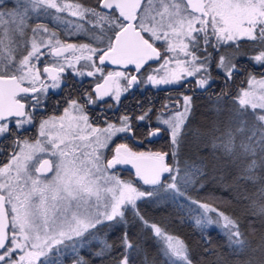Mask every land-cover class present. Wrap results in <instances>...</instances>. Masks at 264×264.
<instances>
[{
	"label": "snow or ice",
	"instance_id": "1",
	"mask_svg": "<svg viewBox=\"0 0 264 264\" xmlns=\"http://www.w3.org/2000/svg\"><path fill=\"white\" fill-rule=\"evenodd\" d=\"M262 70L264 0H0V264H264ZM149 87L168 89L159 107L121 111ZM138 132L166 147L134 150ZM210 182L241 215L200 198Z\"/></svg>",
	"mask_w": 264,
	"mask_h": 264
},
{
	"label": "trees",
	"instance_id": "2",
	"mask_svg": "<svg viewBox=\"0 0 264 264\" xmlns=\"http://www.w3.org/2000/svg\"><path fill=\"white\" fill-rule=\"evenodd\" d=\"M83 3H90L91 0H82ZM46 22V21H45ZM49 23V22H46ZM53 27V26H50ZM154 92V91H152ZM208 108H207V103H197L195 105V111L193 115V120L192 124L193 126L197 125H204L207 121L205 120V114L207 113ZM144 140V145L142 148H139L137 145V140H128L127 142L131 147L134 148V150H159L161 148H165L167 144V138L166 137H161L157 141H153L151 143H148L149 141L147 139ZM154 143V144H152ZM121 176L124 179H134L133 174L127 173V174H121ZM209 193H212L217 197L218 199L212 200V199H205L204 202H207L209 204H213L216 207L224 210L225 212L232 213L235 212L237 215H241L243 209L240 207V205L234 203V202H228L230 201V198L232 196V193H230L225 186L220 185L218 183H209V187L206 192L201 193L200 198L206 197ZM195 195V193L193 194ZM169 212H172L170 209ZM169 213H162V212H156L154 209L150 210L148 212V215L150 217H154L157 220H164L165 223L167 222V216ZM174 216V213H172ZM215 215V214H212ZM247 228V225H245ZM170 230L178 235L180 238H182L187 245L191 248L192 253H193V258L198 259L200 256V253L203 251L204 247V240L202 239V234L199 229H197L194 225V221L191 220H186L184 223H180L179 220L177 219L175 223H172L170 225ZM208 232L211 233V238L213 241V244L211 246L215 245H223L224 241L219 235V229L217 228H209L207 230ZM247 238L250 241H253L254 244L259 242V236L258 235H253L251 232H246Z\"/></svg>",
	"mask_w": 264,
	"mask_h": 264
},
{
	"label": "flooded vegetation",
	"instance_id": "3",
	"mask_svg": "<svg viewBox=\"0 0 264 264\" xmlns=\"http://www.w3.org/2000/svg\"><path fill=\"white\" fill-rule=\"evenodd\" d=\"M48 24H49V26L55 27V25L52 24V23H48ZM61 36L63 38V34L62 33H61ZM70 42H75V38L74 37L73 38H70ZM97 63H98V61H97ZM153 63H155V62H153ZM41 68H42V65H41ZM108 68L110 70H119L114 65H109ZM262 71H264V70H262ZM70 73H71V70H69V74ZM242 78H243V75L241 76V78H238L236 80L235 84L232 85L233 91L238 90V88L240 86V79H242ZM92 79L93 78L87 77V76H85L83 78L84 88H90L91 87V81H92ZM122 83H124V82H122ZM152 91H154V92H152ZM180 91H184V90L181 89ZM61 95H63V93H61ZM168 95H169L168 89L163 88V87L160 88L158 91L156 89H152L150 87L146 91H144V92H141V91L137 90L136 92H134V94L127 96V98L123 100V103L121 104L120 108H121V111H124L125 109H132V108L135 107V105L137 103V100H142V101L147 102V100L149 98L153 99L155 101V103H156V106L159 107L160 104L163 101H165V99H166V97ZM171 95L175 98V97H178L179 96V93L176 92V91H172L171 92ZM199 102L206 104L207 103L206 97L197 95V97L195 99V105L197 103H199ZM119 115H120V113L117 112L116 113V116H119ZM33 134H35V129H33L32 132L28 133V135H33ZM137 136L140 139H144V136L140 132L137 133ZM155 141H157V140H155ZM117 142H120V141L118 140ZM148 143H151V142H148ZM152 144H154V143H152ZM137 145H138L139 148H142L146 144H144V143L141 144L137 140ZM137 151H146V150L139 149ZM118 167L121 169V174H127V173H130L131 172L133 174V176H134V169H132L130 165H120Z\"/></svg>",
	"mask_w": 264,
	"mask_h": 264
},
{
	"label": "rangeland",
	"instance_id": "4",
	"mask_svg": "<svg viewBox=\"0 0 264 264\" xmlns=\"http://www.w3.org/2000/svg\"><path fill=\"white\" fill-rule=\"evenodd\" d=\"M68 19H72V20H74L75 18L74 17H67ZM46 22H49V23H52L53 24V22L51 21V20H46ZM245 87H247V85L245 84ZM134 177V176H133Z\"/></svg>",
	"mask_w": 264,
	"mask_h": 264
}]
</instances>
